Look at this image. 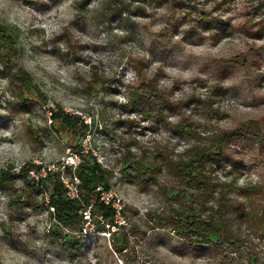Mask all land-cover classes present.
I'll list each match as a JSON object with an SVG mask.
<instances>
[{"label":"rangeland","instance_id":"1","mask_svg":"<svg viewBox=\"0 0 264 264\" xmlns=\"http://www.w3.org/2000/svg\"><path fill=\"white\" fill-rule=\"evenodd\" d=\"M200 1L211 31L171 9L107 23L95 0H0V170L11 176L0 179V264H264L251 220L229 214L236 244L196 246L174 226L224 196L251 211L252 186L264 208V0ZM59 109L77 124L54 120ZM215 142L227 158L205 168L208 197L185 172ZM84 158L109 171L120 213L113 226L90 207L69 231L37 179L51 171L74 186L63 164Z\"/></svg>","mask_w":264,"mask_h":264},{"label":"trees","instance_id":"2","mask_svg":"<svg viewBox=\"0 0 264 264\" xmlns=\"http://www.w3.org/2000/svg\"><path fill=\"white\" fill-rule=\"evenodd\" d=\"M95 2L96 6L93 12L107 23L117 19L122 21L128 20L131 16L147 17L151 9L183 11L188 16L193 15L199 21H204L207 31H211L213 25L215 26V21H217V19L208 18V11L201 9L203 3L200 0H95ZM218 22L222 24V21ZM4 32V28L0 25V34L2 36ZM17 74L20 75L25 87L31 86L32 79L27 73L19 70ZM51 116L54 120H60L67 127L78 122L77 117L65 113L62 109L53 111ZM215 144H212L210 147L199 148V151L194 155V161H192L195 163L189 166L188 172H185L192 185L196 186L199 192L202 191L208 197L213 196L215 189L212 186L211 180L206 175L205 168L208 167V163L218 162L222 158H227L224 155L226 148H221L218 142H215ZM63 167L64 172L74 173L71 176V182L75 184L77 189L75 198L68 195V188L60 174H57L54 180H52L54 176L51 171H48L44 177L39 173L41 166L28 165L27 168L23 169L26 174L35 169L40 174L38 175L37 183L43 184L44 181H47L51 186V190H49V195L45 201H47L50 216L56 224L61 226V228H67L69 231H82L83 225L86 222L84 212L91 215V207L101 214L105 224L114 226L117 214V209L113 206L114 199H111L109 203L101 199L102 191H110L109 171L102 167L101 163L96 159L88 160L85 158L75 166L63 164ZM9 175L7 171L0 170L1 180H10L11 176ZM32 180L35 181L34 178ZM25 182L28 184L29 180L25 179ZM5 184L3 185L5 186ZM227 185L231 186L227 182L220 184L222 188ZM261 192V186L251 187V211L249 212H247L245 204L240 203L238 205L241 207H237L235 204L229 203V198L224 196L225 201H227L219 203L215 211L207 217H199L197 211L192 207L189 209L188 224H184L181 219H176V225L174 226L186 230V235L188 238L190 237V240L196 246L209 245L214 240L215 243H220L223 237L236 244L241 238L235 235L230 228L232 226V218L229 214H234L242 221L249 222L251 220V223H254L256 227L254 231L255 237L264 240V208L261 209L260 204H258L255 198ZM103 229L105 230V225ZM72 234L69 233L68 235L70 237L68 243L71 245H73L75 239ZM256 261H258L257 257L252 255L251 264H256Z\"/></svg>","mask_w":264,"mask_h":264},{"label":"built area","instance_id":"3","mask_svg":"<svg viewBox=\"0 0 264 264\" xmlns=\"http://www.w3.org/2000/svg\"><path fill=\"white\" fill-rule=\"evenodd\" d=\"M66 187L68 188V195L70 197L75 198V196L77 195V189H76L75 185L71 186V185L66 184ZM105 194H108V192H104V191L101 192V199L105 200L106 203H109L111 199L108 196H106ZM113 206L117 209L116 216H118L120 211L114 203H113ZM85 215H87L89 217V213L86 212Z\"/></svg>","mask_w":264,"mask_h":264}]
</instances>
